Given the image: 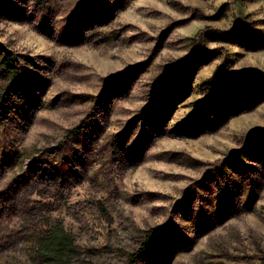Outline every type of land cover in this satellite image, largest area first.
Wrapping results in <instances>:
<instances>
[{
    "label": "rangeland",
    "instance_id": "1",
    "mask_svg": "<svg viewBox=\"0 0 264 264\" xmlns=\"http://www.w3.org/2000/svg\"><path fill=\"white\" fill-rule=\"evenodd\" d=\"M0 264H264V0H0Z\"/></svg>",
    "mask_w": 264,
    "mask_h": 264
},
{
    "label": "trees",
    "instance_id": "2",
    "mask_svg": "<svg viewBox=\"0 0 264 264\" xmlns=\"http://www.w3.org/2000/svg\"><path fill=\"white\" fill-rule=\"evenodd\" d=\"M0 66L9 75L10 83L16 84L14 80L19 75V67L8 50L2 52ZM163 229L156 227L146 232L145 241L134 254L129 256L130 264H136L138 257L144 256L150 238L162 236ZM33 253L35 258L46 264H71L78 257L79 249L72 235L64 229L60 221L47 220L44 229L38 232Z\"/></svg>",
    "mask_w": 264,
    "mask_h": 264
}]
</instances>
